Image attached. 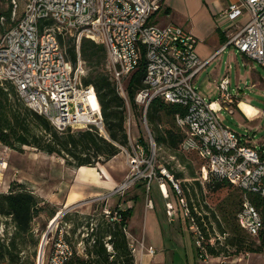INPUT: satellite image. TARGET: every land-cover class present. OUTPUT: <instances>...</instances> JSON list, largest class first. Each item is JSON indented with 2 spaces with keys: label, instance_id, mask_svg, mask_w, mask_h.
<instances>
[{
  "label": "built area",
  "instance_id": "2783aa9c",
  "mask_svg": "<svg viewBox=\"0 0 264 264\" xmlns=\"http://www.w3.org/2000/svg\"><path fill=\"white\" fill-rule=\"evenodd\" d=\"M17 5V0H10L12 20ZM162 8L163 0H27L23 15L0 37V83L12 85L19 99L58 131L93 128L109 140L96 90L83 83L86 64L80 51L84 38L104 45L106 68L117 93L125 100V80L139 70L143 72V86L134 100L142 109L147 138L140 141L131 137L132 115L128 113V144L120 147L128 173L115 193L122 194L140 181H146L148 190L154 180L160 192L166 193L163 186L168 174L155 172L156 143L147 126L146 111L156 98L178 104L186 109L184 114L174 116L175 126L183 135L179 151L202 160L204 179L210 173L241 191L236 223L248 236L257 238L264 220L250 195L264 198V148L257 149L246 134L240 135L224 125L220 118L223 107L195 88L194 78L210 59L199 58L195 50L198 40L190 31L177 24L158 22ZM218 17L230 26L228 40L219 52L232 45L264 69V0H236ZM65 37L73 40L75 62L60 42ZM218 89L221 104L233 113L230 107L236 105L237 97L230 93L228 76L219 81ZM4 164L1 161L0 167ZM170 182L196 237L199 258L207 259L210 255L205 244L209 242L190 213L179 183L172 178ZM102 213L112 222L122 220L120 212L112 213L106 206ZM166 214H174L170 202L166 203ZM124 231L127 234L126 228ZM46 236L35 264L68 261L73 247L61 235L47 254ZM106 246L111 250L109 244ZM129 247L135 251L134 242ZM149 253L154 254L155 250L150 248ZM251 253H258L259 264H264V246L259 252L241 256L247 258Z\"/></svg>",
  "mask_w": 264,
  "mask_h": 264
},
{
  "label": "trees",
  "instance_id": "16d2710c",
  "mask_svg": "<svg viewBox=\"0 0 264 264\" xmlns=\"http://www.w3.org/2000/svg\"><path fill=\"white\" fill-rule=\"evenodd\" d=\"M24 7L19 14L17 5L14 20L11 19V6L6 10L0 8V18H4L2 23L5 22L7 25L3 28L0 21V32L4 33L16 24L23 15ZM60 42L64 44L62 39H60ZM67 45V52L72 61L75 62L76 53L72 38L67 40ZM80 51L85 64L90 68H97L94 71L91 70L90 76L84 77L83 83L85 85L91 84L96 90L109 140L100 136L93 128L86 130L68 128L64 131H58L44 116L25 106L12 85L6 84L5 86L0 83L1 145L20 153L24 147H30L47 155L61 157L65 160L66 165L79 168L83 166L94 167L98 163H105L119 154L121 146L128 144L127 116L128 113L134 117L135 115L127 110V105H129L130 110H134L135 107L140 108V116L142 117V109L134 100L137 91L143 86L142 70L135 72L128 79L125 87V100L117 93L115 84L107 70L99 68L106 60L104 45L84 38L81 42ZM185 112L186 109L178 104L166 103L159 98L151 101L146 116L148 122L153 126L152 129L155 135L152 134L151 130L150 132L155 143L165 145L172 150H179L183 135L175 126L174 116ZM160 113L171 118L174 125L163 130L157 128L160 120L157 117ZM136 139L142 141L144 137L140 135ZM209 175L216 180L215 183L210 185L213 191L229 185L226 181L220 180L212 174ZM27 185L25 182L12 181L8 191L0 192V218H6L13 229L7 239L0 237V261H7L10 264L19 261L20 246L22 244L27 241H34L35 244H38L32 229V222L34 218L45 212V205L49 204L41 201ZM250 199L259 210L262 220H264V198L258 195H250ZM104 207L105 203L102 202L101 209ZM110 210L112 213L114 211L121 213V222L110 221L102 212L98 214L97 224L94 225L87 221L86 228L91 232L84 239L86 242L84 256L78 254L73 248L72 256L64 264H135L134 255L124 231L127 228L130 216L129 210L122 211L118 208ZM57 212L58 209H51L49 219H52ZM76 217H78L77 212L72 214L66 212L62 215V219L66 223ZM81 225V223L74 220L71 230L72 235ZM234 231H236L235 228ZM253 239V242H247L235 233L234 236L226 240V245L235 246L236 253L242 250L244 253L259 252L264 246V228H262L258 237ZM65 240L68 242L67 237ZM255 241L258 242V245L254 247ZM106 244L111 246V250L107 249ZM205 246L210 256L216 257L219 255L215 246L209 243Z\"/></svg>",
  "mask_w": 264,
  "mask_h": 264
},
{
  "label": "rangeland",
  "instance_id": "374dc122",
  "mask_svg": "<svg viewBox=\"0 0 264 264\" xmlns=\"http://www.w3.org/2000/svg\"><path fill=\"white\" fill-rule=\"evenodd\" d=\"M25 2L26 0H17L19 14L23 10ZM9 7L10 0H0L1 9L6 10ZM1 24L3 28L7 26L5 22H1ZM2 34L3 32H0V37ZM67 40H69L68 37H65L63 40L65 47H68ZM99 68L107 70L106 60L99 66ZM95 69L97 68H90L86 65V77L90 76L91 70L94 71ZM107 73L109 74L108 70ZM225 75L229 78L230 93L231 95L236 96L238 101V104L236 102V105L230 107L233 110V113H229L224 108L226 106L222 105V102L219 99L218 83ZM6 84L9 83H3L5 86ZM124 85L126 87L127 80H125ZM193 85L202 96L212 101L217 100L223 107L220 111V118L224 125L240 135L246 134V138H248L249 142L257 149L264 148V69H262L258 62L239 53L234 46H227L225 50L216 55L205 69L197 74L193 80ZM127 110L135 115V117L132 115L130 122L129 132L131 137L136 139V137L141 135L144 138H147L145 134L144 119L140 116V108L135 107L134 111L133 109L130 110L129 105H127ZM158 116L157 119L160 120L157 124V128L160 130L174 125L171 118L164 116L162 113ZM146 122L149 130L155 135L152 129L153 126L148 122L147 116ZM2 146L0 147V162L4 160L3 158L6 152L5 149L2 151ZM31 152H33V150L30 147H24L23 151L19 153L25 156ZM119 153L121 155L118 157V161H126L124 154L122 152ZM54 157L60 162H63V166L69 168V170L74 169L73 167L66 165L63 158L55 155ZM10 159L11 163H13V158ZM4 161L8 162V159ZM202 164V160L195 154H183L177 149L172 150L165 145H159L156 143V156L154 160L155 172H164L165 174H168V176L165 177L164 182L169 185L171 190H173L170 182L171 178L179 183L186 203L190 208V213L194 216L196 224L204 233L205 239L209 243L212 242L213 246H215L219 252V255L216 257L230 260L236 256H241L244 254V251L242 250L241 252L236 253L235 246L226 245V240L228 238L234 236L236 233L247 242L254 241L252 237L248 236L246 232L238 227L235 220V212L240 203L241 191L230 184L217 191H213L211 189L212 186L210 187V185L215 183L216 180L209 175L210 173H208L207 178L204 179L201 171ZM6 166H8L9 169L10 163L5 162L4 167ZM97 166H99V163L95 165V167ZM45 167V173L49 177L51 176L50 178L54 182H57L58 180L62 181L63 178H65V182L71 181L70 179L72 175L70 174L72 173L67 175L65 173L66 171H64V167L55 164L45 165ZM7 170L4 171V175ZM126 172L128 173V171ZM4 180V176H0V192H4ZM22 182L27 183L28 188L32 189L33 185L24 180ZM10 183L11 181L9 182V186ZM139 183H141L142 186H144V189H146L145 193L153 194L155 192V184H151L150 190L147 191L146 181H140ZM116 189L117 188H115L112 193H115ZM102 202L105 203V206L108 209L114 208V204L111 200L106 201V199H104L103 201L100 200L96 202L83 200L73 206L67 207V210L62 208L64 213L69 212L72 214L73 212H77L78 217L67 221L66 223L65 220L62 219L63 213L51 227H49L51 220L49 219V211L58 208L52 204L45 205V212L34 218L32 222V229L35 239L38 240V244H35L34 241H27L22 244L20 246V259L15 264L36 263L40 244L45 233H47L46 239H48V244H44V249L47 254L50 251L51 245H53L57 238L62 235L64 239L67 237L68 243L76 251L82 252L79 253L80 255L84 256L86 246L84 239L87 238L88 233L91 232V230L86 228V222L90 221L94 225L98 223V214L103 210L101 209ZM58 211L60 210L58 209ZM6 220V218H0V237L2 239H7L13 232L12 225ZM74 220L82 225L79 226L74 235H72L71 230L73 228ZM234 228L236 231H234ZM191 235L192 240L195 243L196 237L193 234V230H191ZM257 245L258 242L255 241L254 247ZM210 257L215 256H209V258ZM251 259L256 261L257 258L256 256H253ZM0 262L2 264H10L7 261ZM212 264H215V261H212ZM239 264L245 263L244 261H241Z\"/></svg>",
  "mask_w": 264,
  "mask_h": 264
},
{
  "label": "crops",
  "instance_id": "0c3cea01",
  "mask_svg": "<svg viewBox=\"0 0 264 264\" xmlns=\"http://www.w3.org/2000/svg\"><path fill=\"white\" fill-rule=\"evenodd\" d=\"M235 1L163 0V8L157 20L161 25L173 23L190 31L198 40L195 48L197 55L203 61L210 59L209 65L228 40L230 26L218 17V13ZM4 149L6 152L2 158L8 159L10 163L9 169L8 166L0 167V176L5 179L4 192L10 181L24 180L33 185L32 190L41 201L57 206L60 212H63L62 208L66 209L83 200L96 202L104 199L111 200L114 208L129 210L126 237L129 243L135 244V264H212V261L215 264H239L241 261L245 264H259L261 261L258 253H251L247 258L236 256L230 260L220 257L199 258L197 246L191 237L189 220L183 214L177 194L167 183L163 186L164 194L160 192L156 180L151 182L155 184L153 194L145 193L146 189L139 182L122 194L112 193L125 180L128 171L126 161H118L120 153L97 167L83 166L69 170L54 155L33 148V152L25 156L2 146V151ZM6 157L13 158V163ZM49 164L64 167L67 175L72 173L71 181L65 182L63 178L62 181L54 182L45 173V165ZM168 202L174 206L171 217L166 214ZM150 248L155 250L154 254L149 253ZM253 256H256V261L251 259Z\"/></svg>",
  "mask_w": 264,
  "mask_h": 264
},
{
  "label": "water",
  "instance_id": "95a60500",
  "mask_svg": "<svg viewBox=\"0 0 264 264\" xmlns=\"http://www.w3.org/2000/svg\"><path fill=\"white\" fill-rule=\"evenodd\" d=\"M67 210V209H66ZM65 210V211H66ZM64 212H60L51 222H50V226L49 227H51L52 225H54L55 223H56V221L58 220V218L60 217V215H62ZM45 236H46V233L44 234V236H43V239H42V241H41V244H40V250H39V252H41L42 251V247H43V243H44V238H45Z\"/></svg>",
  "mask_w": 264,
  "mask_h": 264
},
{
  "label": "bare ground",
  "instance_id": "6f19581e",
  "mask_svg": "<svg viewBox=\"0 0 264 264\" xmlns=\"http://www.w3.org/2000/svg\"><path fill=\"white\" fill-rule=\"evenodd\" d=\"M59 213H60V211H58V212L56 213V215L54 216V218H55ZM54 218H53V219H54ZM53 219H52V220H53ZM52 220H51V221H52Z\"/></svg>",
  "mask_w": 264,
  "mask_h": 264
}]
</instances>
